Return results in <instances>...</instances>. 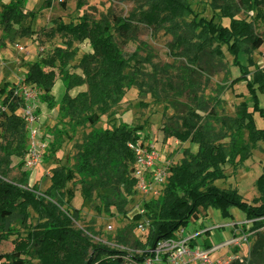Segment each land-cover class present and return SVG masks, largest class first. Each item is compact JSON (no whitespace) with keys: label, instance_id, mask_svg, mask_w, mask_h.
<instances>
[{"label":"rangeland","instance_id":"obj_1","mask_svg":"<svg viewBox=\"0 0 264 264\" xmlns=\"http://www.w3.org/2000/svg\"><path fill=\"white\" fill-rule=\"evenodd\" d=\"M12 1L14 0H0V11ZM44 1L46 0H27L26 19L15 27L16 33L14 32L15 37L12 40L6 35L0 17V107L7 95L3 93L4 89L21 92L23 87L30 86L31 84L25 83V80L31 68L41 64L42 59L51 58L58 48H63L73 55L64 71L85 78L81 67L84 56L97 53L94 43L102 50L97 41L104 32L100 25H109L112 23L111 18L128 17L131 13L140 15L149 10V5L142 0H50L49 7H44L37 15H31ZM186 1L192 5L198 20L205 18L225 27L231 25V19L221 17L220 11L213 10L212 0ZM235 1L237 0H231V2ZM249 11L237 10L236 18L253 22L255 38H264V21L257 18L256 13ZM192 19L194 18L187 21ZM134 22L137 29L131 40H123L112 30L113 41L127 52L136 51L141 43L148 44L150 52L154 55V65L164 66L176 62L180 68L177 72V82L185 90V96L180 98V101L189 103L193 107L199 103L203 104L205 110L198 113L201 116L221 117L230 137L243 131L245 139L249 141L247 130L249 120L253 121L257 129H264V119L255 110L252 93L244 79L247 75V78L253 81L256 67L264 70V45L252 54L240 53L238 64H235V59L228 52L227 47L222 49L223 62L231 72L227 83L224 72H215L211 69L201 72L185 60H176L177 57H173L170 46L174 43L175 37L164 29L170 23L164 22L162 16L158 19L150 18V24H145L140 17ZM151 24L163 29H155ZM66 25L75 27V31L64 29ZM87 33H92L91 40L87 37ZM140 55L146 57L147 53L140 52ZM102 59L99 58L97 61L100 62ZM41 66L45 68L44 65ZM138 68L147 73L153 71L150 64ZM130 69H134V63ZM61 71V68L50 71L57 78L53 89L55 97L53 108L40 99L43 94L40 80L33 84L40 90L39 100L32 104L39 118L37 127L43 142L51 147V150L47 149L44 160L33 170L19 167L28 152V133L26 150L21 156L7 155L0 151V158H5L8 162L7 180L18 186L27 183V188L37 190L39 202L28 203L25 212L20 213L22 220L12 224L16 233L3 241L0 253L5 258L0 264L10 261L17 241L29 239H31L30 254L25 257L27 264H98L102 260L100 253L93 252L90 245L125 252L132 256L143 255L149 245L151 226L146 230H140L139 224L143 216L140 215V220L135 218L139 215L140 209L137 205H143L148 199L136 193L135 200H132L123 212L115 206L107 212L103 204L105 197L117 200L124 196L128 186L135 192L131 172L133 160L127 148H105L91 161L88 172H80L77 169L78 156L93 132L116 130L121 124H127L133 133L132 139L139 133L146 143L159 149L164 163L170 168V178L173 169L181 166L186 150L194 154L198 152V145L166 133L164 127L172 123V119L176 117V111L169 101L161 99L156 102L151 93L143 98L137 88L127 89L117 105L108 102L104 105L105 108L100 110V106L93 104L94 111L100 116L95 126L81 121L77 126L66 124L69 119L61 121L59 117L60 106L66 93L61 80ZM174 85L176 86V80ZM255 88L259 106L264 109V93L258 89V84ZM88 91L89 86L86 84L76 87L70 95L76 96ZM18 114L20 116V110ZM81 114L83 118L90 116L88 111H82ZM3 120L0 114V123ZM136 130L140 131L136 132ZM229 142L230 138L224 140L225 144ZM0 144L3 146L7 144L1 125ZM223 169L227 177L216 181V186L221 189L236 190L252 204L260 203L261 195L257 190L256 182L264 174V140L257 143V147L251 151V157L245 163L237 168L226 164ZM68 170L72 172V178L64 183H57L56 174H64ZM53 189L58 191V199L54 201ZM233 213L234 216L224 219L220 210L210 208L205 216L194 215L187 231L196 233L201 225L204 227L210 225L205 227L208 228L219 222L236 221H240V225L247 224V229L252 228V223L247 221L244 212L234 208ZM145 221L150 224L149 216ZM61 226L76 235L65 236ZM131 228H133L132 235L129 232L126 246L121 242L119 235L120 232L129 231ZM217 229L223 228L217 227ZM261 232H264V229ZM236 235L246 234L237 227ZM220 237L221 234L218 233L217 241ZM222 242L221 239L219 243ZM199 243L202 244L201 241ZM253 243L252 239L248 241L247 246H228L225 242L212 254V259L235 255L244 257L245 262L248 263Z\"/></svg>","mask_w":264,"mask_h":264},{"label":"trees","instance_id":"obj_2","mask_svg":"<svg viewBox=\"0 0 264 264\" xmlns=\"http://www.w3.org/2000/svg\"><path fill=\"white\" fill-rule=\"evenodd\" d=\"M142 1L149 5L148 12L111 18L110 22L112 23L109 25H100L104 32L97 41L102 50L94 43L97 53L84 56L81 67L85 78L64 71L73 55L63 48H58L51 58L42 59L41 64L45 68H42L41 64H36L31 68L25 82L33 85L39 79L40 88L43 91L40 99L53 108L55 101L53 89L57 78L50 71L54 68H61V80L66 93L60 106L59 117L61 121L69 119L65 123L70 126H77L80 121L95 126L99 122L100 116L94 111V106L98 105L102 110L108 102H111L112 105L119 104L127 89L137 88L143 98L151 93L156 102L161 99L168 100L176 111V117L172 119V123L164 127L166 133L186 139L191 144L198 145L199 148L195 154L189 150L184 152L185 158L181 166L171 168L173 174L162 196L158 200L146 204L151 226L147 249L154 248L161 240L176 238L178 232L182 228H187L192 217L196 214L205 216L210 208H215L220 210L225 219L231 217L230 210L236 208L244 212L247 221L252 223L250 229H247V224L236 225L245 234H253L250 237L254 241L250 250V263L264 264V232H261L264 229V174L256 182L257 190L261 195L259 204H252L245 200L236 190L221 189L215 185L216 181L224 180L227 177L224 173V165L230 164L237 168L251 157V151L257 147V143L264 140V129H257L253 121L249 120L247 125L249 141L245 139L243 131L230 137L221 117L201 116L198 113V111L205 110L203 104L199 103L193 107L189 103L180 101V98L185 96V90L177 82V72L180 68L176 62L164 66L154 65V55L153 52H150L148 44L141 43L136 51L127 52L112 38V30H114L123 40H131L137 29L134 21L139 17L145 24H150V18L158 19L162 16L164 22L170 23L164 29L175 37L174 43L170 46L173 57L176 56V60H185L190 66L201 72H207L209 69L215 72H224L225 81L228 83L231 72L223 62L222 49L227 47L228 52L235 59V64H238L240 53L252 54L264 45V38H255L253 22L236 18L237 10H250L249 12L256 13V17L264 21V0H237L235 2L212 0L213 10L220 11L221 17L231 19L229 27L217 24L214 20L205 18L198 20L192 5L186 0ZM26 2L27 0H14L0 11L4 31L11 40L15 37V27L21 25L26 19ZM49 5L50 0L44 1L42 5L35 8L31 15H37ZM192 17L194 19L187 21ZM151 25L153 26V24ZM154 28L163 29L160 26ZM64 29L73 32L76 28L66 25ZM91 35L92 33H87L90 40L92 39ZM140 52H146L147 56H141ZM99 58H103L104 63L102 60L97 61ZM132 63H134V69H130ZM145 64L152 65L151 73L138 68ZM244 79L252 93L255 110L264 119V109L259 106L255 88V85L258 84V89L264 93V70L256 67L254 80L247 78V75L244 76ZM174 80H176V86ZM234 81L232 80V82ZM86 84L89 86L88 92H81L76 96L70 95V92L76 87ZM15 91V89L7 90V88L3 91L7 95L0 107V114L4 118L0 125L7 144L6 146L0 144V151L7 155L21 156L26 150L28 132L18 114L21 101L15 96ZM82 111L90 112V116L83 118ZM138 131L140 130H136V132ZM132 134L127 124H121L116 130L93 132L78 156L77 169L80 172H88L91 161L98 156L101 150L108 147L127 148L126 150L134 163V154L127 147V143L139 139L140 134L133 136V139ZM227 138H230V142L225 144L224 140ZM47 149L49 151L51 147L49 146ZM24 166L23 160L19 167ZM7 167L8 162L5 158H0V251L3 241L16 233L12 224L22 220L20 213L25 212L26 205L33 202L39 203L37 190L27 188V183H24V186H18L7 180ZM56 177L57 183H64L72 178V172L68 170L64 174L58 173ZM52 196L53 201L58 199V191L53 189ZM134 196L135 192L128 186L124 196L117 200L105 197L103 204L107 212L112 206L123 212ZM136 219L140 220L141 216L138 215ZM61 230L67 237L76 235L73 231L62 226ZM132 230L133 228L120 232V240L126 246L128 245L129 232L132 235ZM30 245L31 239L17 241L10 261H4L1 264H27L25 257L30 254ZM90 247L93 252L100 253L102 260L98 264H123L125 256L143 262L151 256L147 249L142 256H132L125 252L98 248L96 245H90ZM207 248H211V245L209 244ZM4 258L5 256L0 253V261Z\"/></svg>","mask_w":264,"mask_h":264},{"label":"built area","instance_id":"obj_3","mask_svg":"<svg viewBox=\"0 0 264 264\" xmlns=\"http://www.w3.org/2000/svg\"><path fill=\"white\" fill-rule=\"evenodd\" d=\"M15 96L21 101L19 109L21 111L20 117L29 134L28 152L24 159V167L27 170H33L44 160L48 148V143L43 142L40 130L37 127L39 118L32 105L33 102L39 100L40 90L36 85H30L23 87L21 92L16 91ZM128 148L134 154L132 178L135 181V196L137 193L140 197L148 199L143 205H137L140 207L139 215L143 216L139 229L146 230L150 226L145 221L147 217L146 204L158 200L162 196L168 184L171 171L168 164L164 163V158L159 149L146 143L143 136H140L137 140L130 141ZM135 196L133 201L135 200ZM229 227L233 232V236L226 244L228 246H247L251 234L237 236V227ZM219 228L223 227L220 226ZM206 233H208L207 230L192 233L188 232L187 228H182L176 238L161 240L154 248L147 249V252L151 253V256L146 258L145 261L140 262L130 256H125L123 264H249L250 260L247 263L244 257L235 255L216 260L212 259V254L218 249L205 248L197 243Z\"/></svg>","mask_w":264,"mask_h":264},{"label":"crops","instance_id":"obj_4","mask_svg":"<svg viewBox=\"0 0 264 264\" xmlns=\"http://www.w3.org/2000/svg\"><path fill=\"white\" fill-rule=\"evenodd\" d=\"M233 211H234V208L230 210V213L232 214V216H234ZM240 224H241L240 221L227 222V223L219 222L218 224H214V225H212V227H208V228H205V227L210 226V225H206L205 227H204V225L203 226L201 225L200 229L196 232H200V230H207L208 233H206L203 237H201L197 241V243L199 245L204 246L205 248H207V246L210 244L212 249H214V248L218 249V247L222 246L225 242L229 241L233 236V232L229 226H236V225H240ZM220 226H223V229H217V227L219 228ZM202 227H204V228H202ZM218 233L221 234V237L217 241V234ZM221 239L223 240V242L219 243V241ZM199 241H201L202 244H200Z\"/></svg>","mask_w":264,"mask_h":264}]
</instances>
